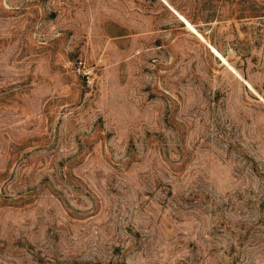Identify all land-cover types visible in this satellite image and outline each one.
Wrapping results in <instances>:
<instances>
[{"label":"rangeland","instance_id":"374dc122","mask_svg":"<svg viewBox=\"0 0 264 264\" xmlns=\"http://www.w3.org/2000/svg\"><path fill=\"white\" fill-rule=\"evenodd\" d=\"M0 264H264V0H0Z\"/></svg>","mask_w":264,"mask_h":264}]
</instances>
